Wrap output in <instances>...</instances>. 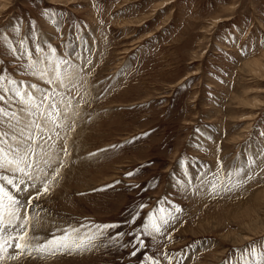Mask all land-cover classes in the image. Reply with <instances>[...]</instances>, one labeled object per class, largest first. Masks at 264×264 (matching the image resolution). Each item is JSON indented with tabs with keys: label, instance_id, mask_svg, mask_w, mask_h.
<instances>
[{
	"label": "rangeland",
	"instance_id": "1",
	"mask_svg": "<svg viewBox=\"0 0 264 264\" xmlns=\"http://www.w3.org/2000/svg\"><path fill=\"white\" fill-rule=\"evenodd\" d=\"M21 41L33 60L39 45L55 49L53 69L75 66L61 65L67 88L55 84L59 135L37 146L39 166L60 176L29 209V235L119 227L91 251L4 264H237L246 248L264 264V0H0V72L50 88L12 54ZM12 110L19 128L33 119ZM212 173L241 184L213 194L201 183ZM153 214L169 223L137 250Z\"/></svg>",
	"mask_w": 264,
	"mask_h": 264
},
{
	"label": "snow or ice",
	"instance_id": "2",
	"mask_svg": "<svg viewBox=\"0 0 264 264\" xmlns=\"http://www.w3.org/2000/svg\"><path fill=\"white\" fill-rule=\"evenodd\" d=\"M12 54L17 59L28 58V63L23 65L26 73L39 78L50 88H41L37 84L27 85L24 81H15L0 72V264L6 260H20L23 256L46 259L49 256H56L65 253H79L91 251L97 247V241L103 237L108 229L118 228V224H82L79 227L58 228L49 238L32 235L35 232L39 220L29 214V209L35 206V201L50 191L51 186L57 182L60 176V168H56L51 175L39 166V162L34 159L37 155V146L46 144L51 140L49 133L57 136L56 128L62 125L57 124L59 117V105L64 102V92L57 91L55 84L59 82L61 88H67L64 84V77L61 76V65H68L64 71L69 73V69L75 67L67 60H56L55 69L52 68L55 49L50 47L51 54H45L44 50L37 45L36 52L40 53L39 60L32 59L31 50L24 47V42H20L19 51L11 43L8 45ZM47 61V64L45 63ZM89 63H91L89 61ZM54 71L55 76L50 78L49 72ZM70 79V74L68 76ZM8 85H11L9 87ZM35 90L39 95L34 96L27 88ZM19 102L26 106V110L33 119L24 128H19V117L12 110L13 104ZM39 117V120L36 118ZM15 121V123H13ZM42 121V122H41ZM51 123L52 127H46ZM264 135V133H261ZM90 155H96L92 153ZM46 166L48 162H44ZM64 165L61 164V167ZM222 171V165L220 166ZM243 168H238L231 175L240 176ZM134 173H127L131 176ZM212 179L205 177L201 181L203 184H210V192L219 195L221 192H229L238 188L241 181L237 180L229 185H225L217 173L211 174ZM248 179H252L251 176ZM38 185H40L38 189ZM35 195H30L31 192ZM143 207V205L139 206ZM23 210V215L21 214ZM176 211L181 209L176 207ZM140 216L137 212L129 223H135ZM35 221V223H33ZM158 221L153 215H148L147 222L140 226L134 237L139 248L146 246L142 236L152 237L154 233H160L163 225H168L167 219L161 218ZM58 233V234H57ZM122 236L124 233H117ZM115 239V237L111 238ZM35 242V243H34ZM14 250L10 254L9 250ZM257 249L250 251L246 248L242 250L241 258L237 264H251L248 257L255 256ZM132 255H136L134 251ZM261 255H264L262 251ZM171 259V257H167ZM152 264H160L157 260L148 257ZM256 264H261L259 260Z\"/></svg>",
	"mask_w": 264,
	"mask_h": 264
}]
</instances>
